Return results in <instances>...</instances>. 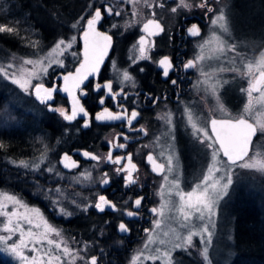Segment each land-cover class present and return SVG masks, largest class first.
I'll use <instances>...</instances> for the list:
<instances>
[{
  "label": "snow or ice",
  "instance_id": "1",
  "mask_svg": "<svg viewBox=\"0 0 264 264\" xmlns=\"http://www.w3.org/2000/svg\"><path fill=\"white\" fill-rule=\"evenodd\" d=\"M144 4L151 9L150 18L143 23L140 28L141 34L132 46L134 55L129 59L136 64L141 60H152L151 51L155 48V37L166 31L165 27L157 19L156 9H167L171 14H179L181 10H191L193 7L203 9L207 17L211 14L210 29L211 37L205 40L199 47L200 52L192 59L180 61L177 65L170 56L153 61L161 69L162 76L172 85H177V79H171V74L182 66L184 71L197 69L201 76L205 77V82L218 72L231 71L241 77L247 78V87H241L240 91L244 93L248 102L244 106V112L251 114L253 112V101L260 105V119L256 125L249 123L244 115L236 119H210L206 126L199 127L193 112L186 108L184 110L188 124L191 125L192 135L196 142L204 150L205 157L208 158L206 167L201 172L198 182H195L190 190L185 191L181 188V181L175 173V135L172 114L164 112L158 118L163 121L167 131L163 134L169 138L166 141V148L161 147L158 155L152 152L147 153V162L151 165V170L163 177L164 183L160 186V204L151 207L148 212L153 219L150 221L152 227L143 229L146 239L143 246L131 258L130 264H144L145 261H160L161 264H179L174 261L173 253L176 250L188 252L189 248L195 247L194 237L200 238L203 246L200 255L207 264L209 260V246L212 244L213 232L210 227H214L212 217L217 214L220 201L229 195V191L234 184V170L240 169H258L264 173V151L257 152L256 144L253 143V137L256 135L257 126L264 131V51L258 59L247 58L241 54L236 43H228L224 36L229 34L230 29L228 16L223 8H214L210 0H200L198 4H191L188 0H143ZM120 3L133 5L132 16L137 15L135 5L139 0H120ZM122 11L117 10L114 4L108 0H89L82 11L77 14L72 21L67 22L70 29L76 31L83 41L82 53L71 52L73 43L77 39L74 34L65 37L57 33L56 37L48 46V51L43 55L33 53L36 58H20L18 64L8 63L0 65V80L10 82L19 88L26 95L33 96L34 99L49 112L56 113L63 121L71 124L78 118L83 120L82 128L91 127L92 117L81 102L88 95L86 81L90 77L96 78L100 73L101 65L108 57L109 51L114 49L113 35L107 31H100L99 27L103 22L114 17L122 16ZM55 28L66 26L59 9L53 4L50 12ZM19 21L15 23H0V34H9L19 36ZM129 27L132 25L129 24ZM41 27H43L41 25ZM110 29H118L116 23L110 24ZM219 29V34H217ZM187 34L192 37L201 35L200 27L193 23L187 28ZM26 42L27 47L33 49L40 48V41L30 40L20 37ZM215 43L214 53L224 56L230 67L220 66L212 72H204L201 68V62L205 60L203 54L204 48L208 44ZM43 51V49H41ZM71 52L74 59L77 60L73 70H69L65 64V54ZM227 53H232L228 56ZM219 59V55L216 56ZM11 59L16 60L13 54ZM31 66L26 67V66ZM63 69V72H57L56 68ZM112 67L120 74L119 90H114L112 80L104 83L97 82L94 85V91L104 92L105 96L99 98V104H105V97L112 99L120 111L113 112L107 107L96 113V121H121L124 126L133 132L147 135L143 125L135 127L134 121L138 122L140 112L136 107L131 111L120 103L121 99H127L123 85L127 82H133L134 78L127 69L120 70L115 61H112ZM51 74L56 79L62 81L61 84L55 82L51 86L44 83V80ZM143 72L144 69L140 68ZM198 84L200 81L197 82ZM229 81L222 80L219 85H227ZM219 85L212 87V92L218 90ZM64 93L69 98L70 107H54L55 94ZM255 94H258L254 96ZM148 100L152 104H158L161 99L167 97H156L149 95ZM80 129L78 128L77 131ZM65 131H68L66 128ZM125 143L119 142L120 139ZM131 139L127 134L120 133L110 140L109 151L106 156H102L92 151L78 150L77 154L85 160L95 161L96 164L106 163L113 165L112 175L119 177L125 188L131 189L138 184V165L134 162L133 153L123 152L119 155H113L114 151L127 148V141ZM157 145L160 144V137L156 138ZM147 147V146H145ZM6 148V145L0 141V150ZM250 149L252 155H250ZM47 146L40 152L39 156H34L30 160H12L11 163L25 172L21 173L17 179L27 174H33L30 182L37 189V195H43L49 200L53 208H58L59 214L64 217H71L73 213L64 206L67 200L76 208L87 212L89 209H95L103 213L106 209L120 211L117 205L113 203L106 195L96 194L89 202L78 199L79 193H67L61 187L45 188L37 179V176L48 174L49 177L64 179L57 164L62 169H76L80 163L74 160L67 152L63 153L56 164H53L47 155ZM163 158L162 162L161 159ZM95 167V165L93 166ZM84 180H91V171L85 170L80 173ZM172 177L169 179V177ZM77 183L79 178L73 177ZM112 182L108 171L103 172L98 183L99 185H109ZM47 183V180L45 181ZM175 197V199H174ZM145 198L137 195L136 198L129 197L124 200V204L131 202V209L126 208L121 215L129 218H136L140 215L139 210ZM9 204L12 209L9 210ZM23 209V211H20ZM15 218V219H14ZM0 252L10 254L19 264H100V257L97 255H88V243L84 242L81 248H73L64 239L62 231L44 217L43 213L37 207H29L15 194L0 192ZM175 224V227H171ZM165 225L167 227L165 228ZM116 230L121 234H128L131 228L128 223L121 220L116 225ZM186 233V235L184 234ZM74 239V238H73ZM153 245H156L153 247ZM102 252V250H101Z\"/></svg>",
  "mask_w": 264,
  "mask_h": 264
},
{
  "label": "rangeland",
  "instance_id": "2",
  "mask_svg": "<svg viewBox=\"0 0 264 264\" xmlns=\"http://www.w3.org/2000/svg\"><path fill=\"white\" fill-rule=\"evenodd\" d=\"M96 2V0H94ZM151 3V2H150ZM243 7L242 12H235L233 9V0H229L228 3L223 4L220 8H223L226 15L228 16L229 29H230V39L229 34L224 36V39L228 41V43H236L241 54L247 58H256L258 59L261 55V52L264 51V11H258L260 5H255V2L252 0L246 1L241 4V8ZM137 15L132 18L135 21H144L146 18V14L144 10V6L140 5L136 7ZM125 21V23H124ZM130 22V18L125 20H119L116 22L118 28L124 29L126 24ZM213 26L209 28L208 31ZM72 34L68 37L76 34L77 39L73 43V47L71 52L78 53V41L79 34L76 33L75 30H72ZM217 34H219V29H217ZM67 37V36H66ZM211 32L207 36H203L201 39L197 41L195 54L197 55L200 52V45L205 41L210 39ZM217 45L215 43L208 44L204 48V56L205 60L201 62V68L204 72H212L214 69L223 66L230 67L228 62L224 59L223 55L218 53H214L213 49L216 48ZM47 49L46 51H48ZM44 51V52H46ZM44 52L37 53L38 55H43ZM71 52L65 54V64L68 67L69 63L72 61ZM130 56L134 55V52H130ZM16 60L13 61L11 59L12 55L6 57L3 61L0 62V65H6L8 63L18 64L20 58H36L34 55H20L14 54ZM219 55V59L216 56ZM228 56H231L232 53H227ZM26 67H31L26 66ZM61 70L60 68H56V71ZM51 69L49 70L50 75L44 80V83L51 81L54 77L51 74ZM199 71V70H198ZM222 80H227L229 83L227 85H219V82ZM3 86L1 87V92L4 94V87L6 91H9L10 105L7 103L6 108L2 109L9 114L17 110L19 111L20 118L24 116H30L32 118V128L33 130L41 129L40 133H32V140L34 141L33 145H37L39 152H41L45 146H47V155L49 160L53 164H56L59 157V136H58V127L59 123L56 125L51 124V119L49 117L48 111L45 107L39 104L33 96H29L24 94L19 90V88L15 85H12L10 82H5L1 80ZM200 81L198 84L197 82ZM214 85H219L218 90L213 93L212 87ZM241 87H247V78L241 77L235 72L226 71V72H216L213 77H211L207 82H205V77L201 76L200 71L196 76L194 82V90L192 96L189 98L180 101L175 107H166L162 106L157 109L155 114L154 125L150 127V136L148 138V145L150 148L155 150L157 154L161 151V147L166 148V141H169V138L163 135L167 129L164 125L163 121H161L158 117L162 115L164 112H170L172 114L174 127V135H175V160L174 167L175 173L179 176L181 181V188L185 191L191 189L195 182H198L202 170L205 169L206 164L208 163V158L204 155V150L201 146L196 142L195 138L192 135L191 125L187 122V117L185 115L184 110L186 108L190 109L194 117L198 122L199 127L206 126L208 121L212 116H222V117H233L237 118L240 115H244V117L249 118L255 124L258 119H260V105L256 104L255 100L253 101V112L251 114L244 112V106L248 102L247 96L240 91ZM258 94L254 93V96ZM12 107L11 109H8ZM44 120H43V119ZM20 119H15L16 123ZM30 120V119H29ZM43 120V122H41ZM7 123H12L11 121H6ZM53 123V122H52ZM51 124V125H50ZM9 126H13L15 124H8ZM53 126H56L55 128ZM43 127V128H42ZM45 127H48L46 130ZM258 134L255 137L253 143L256 144V151L262 152L264 151V131H262L258 126ZM30 133V132H29ZM30 137V139H31ZM58 137V138H57ZM160 137V144L157 145L156 138ZM36 155V154H35ZM250 155H252V151L250 149ZM28 160V159H26ZM95 165V164H94ZM93 164L86 163L78 169V171H72L68 174H63L64 179H58L56 177H49L48 174H43L46 180H50L45 183L44 187H61L65 189L67 193H79L80 196L78 199L83 200L85 203L89 202L96 194H99V179L102 176L101 169L99 170ZM59 165L57 164V168ZM85 170L91 171L92 179L84 180L80 173ZM61 171V170H60ZM33 175V174H32ZM73 177L79 178V183L73 179ZM172 177L170 176L169 179ZM37 179L42 184L43 178L38 177ZM30 180V178H29ZM44 180L43 182H45ZM163 177L159 175L156 178L157 184V197L156 206H159L161 197L160 186L163 184ZM0 192H6L8 194H15L18 198L22 199L25 204L29 207H37L43 213L44 217L49 221L50 224L55 226L56 228L62 231L64 239H66L69 243L70 247L73 248H81L84 242L88 243L87 254L91 255L93 249L97 244L93 239H99V236L102 235L103 229L97 230L95 232L94 227L99 226L94 224V219L85 216L87 219L84 220V223H92L91 228L94 230L93 233L89 234L90 240L81 241V237L77 236L75 238L74 234L70 229H66L64 223L59 224L58 220L68 219L76 215L87 214L74 205H71L69 201H64V206L67 207L68 211H71L73 215L71 217H64L59 214L58 208L54 209L51 202L44 198L43 195H37V189L35 185L32 183V198L35 201H32V204L29 203L23 195L15 190L2 188ZM251 195L257 202L258 205L261 204V207L264 211V173L260 172L258 169H240L237 168L234 170V184L229 191V195L225 197L222 201H220L217 214L212 217V221L214 222V227H210V230L213 232L212 236V244L209 246V260L211 264H227L229 255L231 252H234L233 249V215L232 209L234 204V199L236 196V201L241 199L240 194L244 193ZM234 193V194H233ZM175 199V197H174ZM235 201V202H236ZM48 209V212L46 209ZM12 209V205L9 204V210ZM231 209V210H230ZM23 211V209H20ZM84 217V218H85ZM15 219V218H14ZM153 219V217H152ZM96 223V221H95ZM105 226L107 223H102ZM95 225V226H94ZM149 229L152 227L151 223H148ZM102 226V228H103ZM175 224H172L171 227H175ZM3 225L0 224V228ZM167 225H165V228ZM3 234V233H0ZM186 235V233H184ZM96 235V236H94ZM74 238V239H73ZM146 239L145 233L143 236L135 243L132 251L128 253L126 264H130L131 258L134 254L137 253L143 246V243ZM195 247L189 248L188 252H184L183 250H176L173 253L174 261H178L179 264H207L204 261L203 257L200 255L202 250V245L200 243L199 237H194ZM98 241V240H97ZM156 245H153L155 247ZM5 257L6 264H19V262L13 258L10 254L1 252ZM114 263V262H112ZM79 264V261L77 262ZM115 264V263H114ZM144 264H161L160 261H145Z\"/></svg>",
  "mask_w": 264,
  "mask_h": 264
},
{
  "label": "flooded vegetation",
  "instance_id": "3",
  "mask_svg": "<svg viewBox=\"0 0 264 264\" xmlns=\"http://www.w3.org/2000/svg\"><path fill=\"white\" fill-rule=\"evenodd\" d=\"M241 0H233L234 2H240ZM110 4H114L117 10L122 11V16L114 17L110 20L106 19L103 22V26L99 27L100 31H107L110 35L114 34L113 44L114 49L109 51L108 57L105 58L104 63L101 65L100 73L96 78L90 77L87 84L88 95L82 99V103L86 110L89 112L90 117H92L91 127L82 128V119L72 122L69 124L63 121L58 114L48 111L49 117L51 119V124L56 125L59 123V142L58 147L59 157L67 152L72 156L74 160L79 161L80 167L72 170L62 169L59 165V169L64 174H68L73 170L76 172L78 169L86 163L95 164L96 168L101 172L108 171L111 176L112 182L109 185H99V194L106 195L113 203L117 205L120 211H112L111 209H106L105 212L100 213L95 209H89L87 214H93L94 223H107L111 228H113V234L102 233L98 240L108 241L114 244L116 248L112 250L110 246L107 245H96L93 249L91 255H97L100 257V264H120V257L123 252L128 253L132 251L135 243L143 236V229H149L148 223L152 220L151 214L148 209L155 207L157 195V184L156 178L159 176L151 170V165L147 162V153L152 152L154 155H158L152 147L148 145V138L150 136V127L154 125L155 114L158 108L162 106L175 107L180 101L185 100L192 96L194 82L199 71L197 69H189L184 71L182 66L177 68L175 73L171 74V79H177V85H172L170 81H166L162 76L161 69H159L153 61L162 58L163 56H170L173 61L179 65L180 61H186L192 59L195 54L196 44L199 39L203 36H207L211 27L210 19L211 14L207 17L204 14L203 9H198L193 7L191 10H181L179 14H171L167 9L161 10L156 9L157 19L160 20L161 24L165 27L166 31L161 33L159 36L155 37V48L151 51L152 60H141L134 64L129 59L130 52L132 50L133 44L138 39L141 34L140 28L143 23L150 18L151 9H149L143 2L139 0L137 6L143 5L146 14L144 21L132 20L133 5L121 4L120 0H108ZM152 2V0H149ZM191 4H198L200 0H188ZM229 0H210V3L214 8H220L223 4L228 3ZM95 3V2H94ZM130 18V22L126 24L124 29L120 27L118 29H110L111 23H116L119 20H125ZM125 23V21H124ZM195 23L200 27L201 35L197 37H192L187 34V28ZM132 26L129 27L128 25ZM78 54L82 53L83 44L81 37L79 36L78 41ZM72 61L67 67L69 70H73L76 66L77 60L71 58ZM112 61L116 62L117 67L120 70L127 69L128 72L134 78L133 82H127L123 85L124 92L127 94V99H121L120 103L126 107L129 112L133 107H136L140 116L138 117V122L134 121L133 125L139 127L143 125L144 129L147 131V135H143L138 132L129 131L121 121H96L94 119L96 113L102 111L103 107L109 108L113 112L120 111V108L116 106L112 99L105 97V104H99V98L105 96L104 92L94 91V85L99 83H104L108 80H112L114 90H119L120 84V74L115 71L112 67ZM140 68L144 71L141 72ZM61 69L57 72H63ZM61 84L62 81L56 79L54 76L51 81L46 84L51 86L52 83ZM153 95L156 97H167V99H161L158 104H152L148 100V96ZM54 107H70L69 98L63 93L55 94ZM50 124V125H51ZM54 128L56 126H53ZM57 128V127H56ZM68 131H65V129ZM80 129L77 131V129ZM124 133L127 134L131 139L127 143V148L124 150H117L113 152V155H119L123 152L133 153L134 162L138 165V184L133 186L131 189L125 188L123 182L119 177L112 175L111 169L113 165L100 163L96 164L95 161L85 160L82 156L78 155V150H88L106 156L109 151V141L114 140L117 134ZM121 143L125 141L120 139ZM147 146V147H145ZM58 157V159H59ZM161 162L163 158H160ZM143 196L145 199L142 202V207L139 210L140 215L136 218H129L127 216L121 215L126 208L131 209V202L128 205L124 204V200L129 197L133 199L136 196ZM123 220L125 223L129 224L131 232L128 234H121L116 230V225ZM61 223H84L75 218H68L61 221ZM96 240V239H95ZM98 244V243H97ZM102 250V252H101ZM114 262V263H112Z\"/></svg>",
  "mask_w": 264,
  "mask_h": 264
},
{
  "label": "trees",
  "instance_id": "4",
  "mask_svg": "<svg viewBox=\"0 0 264 264\" xmlns=\"http://www.w3.org/2000/svg\"><path fill=\"white\" fill-rule=\"evenodd\" d=\"M246 1L249 0H241L240 4ZM253 1L255 5H260L258 11H264V0ZM88 2L89 0H0V23L5 21L15 23L19 21L18 26L20 33L19 36L0 34V62L13 54L33 55V53L37 54L46 51L57 33L65 37L71 35L73 29L67 26V22L72 21ZM93 2L95 1L93 0ZM53 4L56 5L62 14L66 22L65 27L55 28L50 16ZM242 11L243 7L235 9V12ZM41 25L43 27H41ZM20 37H25L33 41H40V48L33 49L27 47L26 42L21 40ZM41 49H43V51H41ZM2 86L3 83L0 80V89ZM9 91H6L4 87L3 94L0 90V141L6 145L5 149L0 150V189L6 188L15 190L32 204V201H35V199L32 198V183L29 180L32 174H27L17 179L25 170L16 167L11 161H18L20 159L30 160L34 156L40 155L37 145H33L34 141L31 136L32 133H40L41 129L33 131L30 129V126L32 128V118L28 115L20 118V114H18L19 111L17 110L12 111L10 114L2 110L6 108L7 103L10 105ZM11 108L12 107H9L8 109ZM17 118L20 120L13 123ZM43 120H41V122H43ZM6 121H11L12 123H7ZM8 124L15 125L9 126ZM47 128L48 127H45L46 130H48ZM38 177H42L43 181L46 180L44 176ZM43 181L42 184L45 185ZM48 181L50 180H47V182ZM240 197L241 199L236 201L235 196V206L231 208L232 210L230 209L233 215V249L236 254L230 264H264L263 208L261 204L258 205V202L251 195L245 194V192L240 194ZM46 211L48 212V209H46ZM85 216L95 218L93 214H80L71 218L84 222V220L87 219ZM61 221L62 220H58L59 224H61ZM94 224L97 225V223ZM64 225L66 229L71 230L76 239L77 236L81 237V241L90 240L89 234L94 232L91 228L92 223H64ZM102 226V223H100L99 226H95V232L99 229H103L105 234L114 235L113 228L108 224L103 226V228ZM97 240L98 239H93L98 245L110 246L112 250L114 247L116 248L114 244L108 241ZM128 253L125 254L128 255ZM124 255L123 258L125 257ZM0 264H6L5 257L1 252Z\"/></svg>",
  "mask_w": 264,
  "mask_h": 264
},
{
  "label": "bare ground",
  "instance_id": "5",
  "mask_svg": "<svg viewBox=\"0 0 264 264\" xmlns=\"http://www.w3.org/2000/svg\"><path fill=\"white\" fill-rule=\"evenodd\" d=\"M241 2H234L233 3V9L235 10L236 8H241V4H240ZM124 253V252H123ZM125 254V253H124ZM123 254V255H124ZM123 255L120 257V263L121 264H126V262H127V257H128V255H124L125 257L123 258ZM235 250H234V252H231L230 253V255H229V259H228V263L227 264H230L231 262H232V260H233V258L235 257Z\"/></svg>",
  "mask_w": 264,
  "mask_h": 264
},
{
  "label": "water",
  "instance_id": "6",
  "mask_svg": "<svg viewBox=\"0 0 264 264\" xmlns=\"http://www.w3.org/2000/svg\"><path fill=\"white\" fill-rule=\"evenodd\" d=\"M81 41H82V39H81ZM82 44H83V41H82ZM83 51V50H82ZM64 94V93H63ZM64 95H66V94H64ZM67 96V95H66ZM213 118H215V119H228V118H231V119H236V118H232V117H216V116H213V117H211L210 119H213ZM238 118V117H237ZM244 118H246V119H248V121H249V123H253L254 125H256L252 120H250L249 118H247V117H244ZM257 134H258V129H257V131H256V135L253 137V141H254V139H255V137L257 136ZM65 153V152H64ZM154 155V154H153Z\"/></svg>",
  "mask_w": 264,
  "mask_h": 264
}]
</instances>
